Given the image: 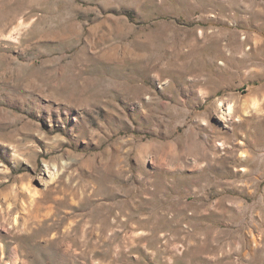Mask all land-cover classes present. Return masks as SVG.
<instances>
[{"label":"rangeland","instance_id":"374dc122","mask_svg":"<svg viewBox=\"0 0 264 264\" xmlns=\"http://www.w3.org/2000/svg\"><path fill=\"white\" fill-rule=\"evenodd\" d=\"M0 264H264V0H0Z\"/></svg>","mask_w":264,"mask_h":264}]
</instances>
